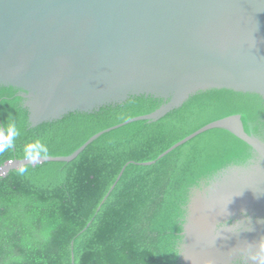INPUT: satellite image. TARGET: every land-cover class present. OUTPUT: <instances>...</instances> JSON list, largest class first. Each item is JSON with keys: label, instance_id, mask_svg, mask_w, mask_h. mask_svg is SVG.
Listing matches in <instances>:
<instances>
[{"label": "water", "instance_id": "obj_1", "mask_svg": "<svg viewBox=\"0 0 264 264\" xmlns=\"http://www.w3.org/2000/svg\"><path fill=\"white\" fill-rule=\"evenodd\" d=\"M0 84L23 91L32 127L133 96L166 100L95 134L71 155L38 164L71 162L103 134L156 122L199 92L228 89L264 99V0H0ZM242 117L212 122L159 156L213 129L252 148L244 164L192 190L181 264H236L246 243L264 236L258 222L264 220V140L245 130ZM16 167L7 164L0 176Z\"/></svg>", "mask_w": 264, "mask_h": 264}, {"label": "trees", "instance_id": "obj_2", "mask_svg": "<svg viewBox=\"0 0 264 264\" xmlns=\"http://www.w3.org/2000/svg\"><path fill=\"white\" fill-rule=\"evenodd\" d=\"M22 92L0 84V129L15 123L20 132L15 147L0 155V168L36 139L48 144V156H69L95 134L166 102L133 96L32 127ZM236 114L248 133L252 129L264 140V99L213 89L156 122L136 121L103 134L71 162H44L24 175L11 170L0 176V264H181L192 190L222 169L244 164L252 148L229 131L213 129L159 156Z\"/></svg>", "mask_w": 264, "mask_h": 264}, {"label": "clouds", "instance_id": "obj_3", "mask_svg": "<svg viewBox=\"0 0 264 264\" xmlns=\"http://www.w3.org/2000/svg\"><path fill=\"white\" fill-rule=\"evenodd\" d=\"M20 135L15 123H9L0 129V155L10 152L15 147L17 137ZM49 155V146L41 139L26 143L22 148V154L15 160L8 159L9 165L16 164V171L24 175L29 171L30 165L38 164ZM264 223V220L258 221ZM250 231L252 229H249ZM236 264H264V236L253 243H246L240 250Z\"/></svg>", "mask_w": 264, "mask_h": 264}]
</instances>
